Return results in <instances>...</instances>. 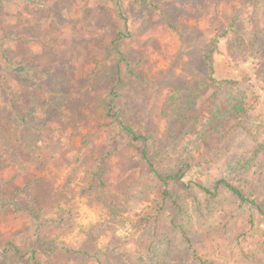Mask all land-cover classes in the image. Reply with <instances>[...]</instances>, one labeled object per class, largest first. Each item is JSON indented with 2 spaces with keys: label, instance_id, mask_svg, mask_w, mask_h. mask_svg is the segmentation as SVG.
Listing matches in <instances>:
<instances>
[{
  "label": "rangeland",
  "instance_id": "rangeland-1",
  "mask_svg": "<svg viewBox=\"0 0 264 264\" xmlns=\"http://www.w3.org/2000/svg\"><path fill=\"white\" fill-rule=\"evenodd\" d=\"M218 180L264 211V0H0V264H264Z\"/></svg>",
  "mask_w": 264,
  "mask_h": 264
},
{
  "label": "trees",
  "instance_id": "trees-1",
  "mask_svg": "<svg viewBox=\"0 0 264 264\" xmlns=\"http://www.w3.org/2000/svg\"><path fill=\"white\" fill-rule=\"evenodd\" d=\"M219 44V40L216 39L214 41V50L215 48H217ZM211 52L206 56V68L208 70V80L211 81L212 83H223L222 81H216L214 78V69L211 66ZM121 62H123L124 64H126V60L121 57ZM118 83H120V78H118ZM224 83H228V84H234L231 82H224ZM110 102L107 105V111H108V116H110V118H112V122H113V126H114V131L115 134L118 136H125L127 138H130V140L137 144L141 142V140L143 141L144 147H142L140 149V155L142 158V161L148 165L149 167V172L151 173V176L153 179H157L158 182L162 185V199L165 201L171 199V193L169 192V187L177 182V183H181L183 182V175L179 172L175 173V174H168V175H163L161 174L158 169H156L155 167L152 166V164L150 163V159H149V151L146 149L147 148V144L149 143V139L146 137H142V136H136L134 134V132L132 131V129L125 124V122L120 118V115H126L127 110L125 108H123L122 104H121V99H120V92L119 89L116 87H113V89L110 92ZM123 118V117H122ZM113 142H115V137H113ZM113 151H108L107 153H105L100 161L99 164L100 166L103 165L104 161L112 154ZM97 174V173H96ZM189 186V188H195L194 191L196 192L198 190L199 193H202L206 196V206L207 208H210L211 206L215 205L217 203V201L219 200V196H220V192L222 190H226L227 192H229L232 196H234L236 198L237 201L240 202V204H249L251 206V208H254L258 211V213L263 217L264 219V211L258 207L255 203V201H252L251 199H248L246 197L243 196V194L236 189L234 186H232L231 184H229L226 181L223 180H218L216 181L211 188L206 187L205 185L201 184V183H196V182H190V184L186 185ZM174 202V201H172ZM198 202H196L195 206H197ZM175 208L178 211V215H183V214H188V216H190V213L188 212L187 208L183 207L181 204L175 202L174 203ZM197 210V207H196ZM252 224V221L250 222ZM252 228H250L249 232H247L246 234H251L252 233ZM179 230L182 234V237L184 238V241L186 242V244L188 246H190V240L187 237V234L185 231H183V229L181 227H179ZM256 237V241H255V247L257 248V251L259 253L262 254V256L264 257V232L262 231H256V233L254 234ZM192 258L194 260L195 263L197 264H204V262H202V260L197 257L195 251H192Z\"/></svg>",
  "mask_w": 264,
  "mask_h": 264
}]
</instances>
